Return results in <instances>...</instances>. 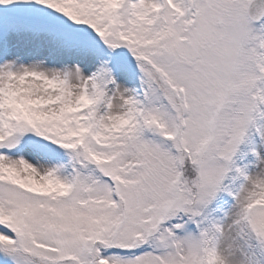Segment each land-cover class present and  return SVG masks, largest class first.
<instances>
[{
	"label": "snow or ice",
	"instance_id": "obj_1",
	"mask_svg": "<svg viewBox=\"0 0 264 264\" xmlns=\"http://www.w3.org/2000/svg\"><path fill=\"white\" fill-rule=\"evenodd\" d=\"M0 264H264V0H0Z\"/></svg>",
	"mask_w": 264,
	"mask_h": 264
}]
</instances>
